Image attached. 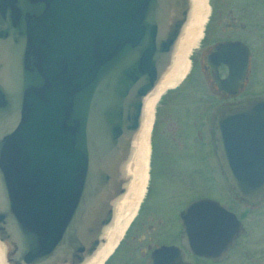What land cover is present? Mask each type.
<instances>
[{
  "label": "water",
  "instance_id": "1",
  "mask_svg": "<svg viewBox=\"0 0 264 264\" xmlns=\"http://www.w3.org/2000/svg\"><path fill=\"white\" fill-rule=\"evenodd\" d=\"M188 11V0H0L5 264H82L103 243L129 182L142 100ZM238 45L222 47L223 58H239L241 74L248 51ZM215 155L239 200L264 199V100L218 113ZM179 218L182 245L200 256L218 259L243 233L212 200L188 203Z\"/></svg>",
  "mask_w": 264,
  "mask_h": 264
},
{
  "label": "flooded vegetation",
  "instance_id": "2",
  "mask_svg": "<svg viewBox=\"0 0 264 264\" xmlns=\"http://www.w3.org/2000/svg\"><path fill=\"white\" fill-rule=\"evenodd\" d=\"M242 1L240 10L243 13L252 14L256 10L264 19V0ZM208 3L209 19L214 14L220 18L224 11L227 13L228 18L221 20L223 24L221 33L224 36L219 38L213 29L211 31L204 29L202 39L191 53L187 73L171 89L172 91L182 87L189 89V95L193 99L189 101L191 110L185 112L193 115L197 110L199 114L190 119L185 118L183 122L177 121L176 127L168 125L170 132L168 138L172 148L165 150L163 155L161 153L163 162L160 169L164 176L172 180L175 176L179 180L181 174L185 173L182 178L189 176V181H184V184L189 186L196 184L200 192L206 194L215 190L218 198L212 199L199 194L186 202L176 213L172 212L166 207L171 198L164 200L162 194H159L163 193V184L150 195L148 171L146 190L137 208L138 211L101 264H152L151 257L161 248L163 250L158 251V264H175L176 259V264H224L232 259L235 253H238L240 258L238 264H264V199L254 204L239 200L230 190L215 155V124L218 113L249 100H264V77L263 72H260L261 64L258 60L261 57L252 50L246 37H240V33L246 27L244 22L238 21L232 15L233 9L227 8L229 2L208 0ZM220 24L218 23V26ZM256 24L254 28H261L259 23ZM228 43H238L240 45L236 46V49H241L243 45L248 51L241 74L237 70L239 58H223L226 48L222 47ZM237 55L239 56L238 53ZM231 66L236 67L234 73ZM173 146H177V149ZM179 170L182 172H178ZM217 179L223 188L218 186ZM224 189L226 193H223ZM230 194L234 201H229ZM200 199L218 203L223 210L234 216L243 231L236 237L233 247L218 259L200 256L186 249L181 243L183 226L179 215L188 203ZM157 214L159 218L156 217ZM259 227L260 232L254 233Z\"/></svg>",
  "mask_w": 264,
  "mask_h": 264
},
{
  "label": "bare ground",
  "instance_id": "3",
  "mask_svg": "<svg viewBox=\"0 0 264 264\" xmlns=\"http://www.w3.org/2000/svg\"><path fill=\"white\" fill-rule=\"evenodd\" d=\"M188 1L187 19L175 42L169 64L153 89L142 100L139 128L132 138L130 154L125 166V174L129 177L125 193L113 203L111 222L103 230L101 236L103 243L82 264H101L103 262L121 238L145 194L148 178L149 134L155 106H157L160 96L174 87L187 73L191 53L202 39L203 27L209 14L207 0ZM5 251L6 245L0 242V264H5Z\"/></svg>",
  "mask_w": 264,
  "mask_h": 264
},
{
  "label": "rangeland",
  "instance_id": "4",
  "mask_svg": "<svg viewBox=\"0 0 264 264\" xmlns=\"http://www.w3.org/2000/svg\"><path fill=\"white\" fill-rule=\"evenodd\" d=\"M229 2V6L227 8L233 9L232 15L237 18L238 21L244 22L245 30L240 33V37H246V40L251 45L253 51H256L261 58H258L260 61V72H263L264 77V19L260 12L255 10V13H243L240 10V4L243 2L242 0H227ZM209 4V3H208ZM210 13V12H209ZM228 18L226 11H224L220 18L217 17L216 14L212 15L211 18H207L209 22L205 23L204 29L210 30L213 29L216 36L221 38L224 34L221 33L223 29V24L221 22L222 19L226 20ZM259 23L261 28H254V25ZM218 23L220 24L218 26ZM213 25V27H212ZM257 25V24H256ZM258 26V25H257ZM260 36V37H259ZM241 37V38H242ZM182 78L179 80L181 81ZM179 83V82H177ZM177 83L175 85H177ZM174 85V87H175ZM170 88L165 91L159 98L157 102V106H155L154 117H153V129L150 134V153H149V188L150 195L154 193L157 187H161L164 185L163 193H159L163 196V199L171 198L166 207L171 209L173 212H177L179 208H181L186 202L190 201V199L195 198V196L199 194L206 195L208 198L217 199L218 195L215 190L208 191V193L200 192L199 188L196 184L186 185L184 181H189V176H184L182 173L181 177L178 178L175 176V179H170L168 176H164V172L161 171L160 166L163 162V155L165 150H170L172 147L171 142L169 141L170 132L169 126L176 127L178 126L177 121H184L185 118L190 119L192 117L198 116L197 110L192 114H187L186 110H191V105L189 101L193 98L190 97V90L187 88H179L175 91H172ZM169 125V126H168ZM165 143V145H164ZM174 147V146H173ZM177 149V146L174 147ZM162 150V152H161ZM170 153V152H169ZM176 168V167H175ZM177 170V168H176ZM178 172H182L179 170ZM220 179V178H219ZM218 181V186L223 188L221 183ZM160 185V186H159ZM223 190V189H221ZM223 193H226L224 189ZM231 199L233 200L232 194H230ZM234 201V200H233ZM229 205V204H227ZM165 207V208H166ZM115 208V207H114ZM163 207V209H165ZM175 209V210H174ZM159 218L158 214L156 215ZM260 232V227L258 230H254V233ZM166 245V242H164ZM238 253L233 254L232 259L227 261L224 264H238L239 261ZM264 262V260H263Z\"/></svg>",
  "mask_w": 264,
  "mask_h": 264
}]
</instances>
